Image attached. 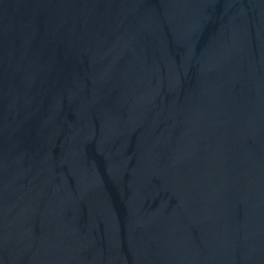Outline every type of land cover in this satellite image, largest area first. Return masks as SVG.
<instances>
[{
	"label": "water",
	"instance_id": "1",
	"mask_svg": "<svg viewBox=\"0 0 264 264\" xmlns=\"http://www.w3.org/2000/svg\"><path fill=\"white\" fill-rule=\"evenodd\" d=\"M40 264H264V0H0Z\"/></svg>",
	"mask_w": 264,
	"mask_h": 264
}]
</instances>
